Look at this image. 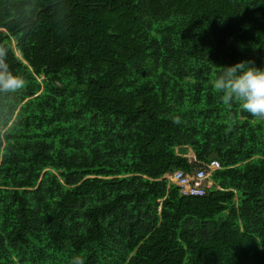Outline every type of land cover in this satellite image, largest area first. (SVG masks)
I'll return each mask as SVG.
<instances>
[{
	"label": "trees",
	"instance_id": "obj_1",
	"mask_svg": "<svg viewBox=\"0 0 264 264\" xmlns=\"http://www.w3.org/2000/svg\"><path fill=\"white\" fill-rule=\"evenodd\" d=\"M0 48V264H264V118L213 87L264 0H0Z\"/></svg>",
	"mask_w": 264,
	"mask_h": 264
},
{
	"label": "clouds",
	"instance_id": "obj_2",
	"mask_svg": "<svg viewBox=\"0 0 264 264\" xmlns=\"http://www.w3.org/2000/svg\"><path fill=\"white\" fill-rule=\"evenodd\" d=\"M7 55V49L0 48V93H14L25 86L24 79L10 69ZM213 87L222 94L224 104L237 101L252 116L264 118V65L258 67L252 61H240L226 66ZM74 264L84 261L76 259Z\"/></svg>",
	"mask_w": 264,
	"mask_h": 264
},
{
	"label": "built area",
	"instance_id": "obj_3",
	"mask_svg": "<svg viewBox=\"0 0 264 264\" xmlns=\"http://www.w3.org/2000/svg\"><path fill=\"white\" fill-rule=\"evenodd\" d=\"M193 162H196L195 157L190 160V163ZM220 168L219 161L211 159L209 162H200L199 166L189 172L174 170L162 178L167 179L169 184L177 186L181 195L202 196L213 186L212 175Z\"/></svg>",
	"mask_w": 264,
	"mask_h": 264
},
{
	"label": "rangeland",
	"instance_id": "obj_4",
	"mask_svg": "<svg viewBox=\"0 0 264 264\" xmlns=\"http://www.w3.org/2000/svg\"><path fill=\"white\" fill-rule=\"evenodd\" d=\"M13 46H14V43H13ZM184 156L187 157L189 160H193V158L195 157L193 152L190 149H188V152Z\"/></svg>",
	"mask_w": 264,
	"mask_h": 264
}]
</instances>
